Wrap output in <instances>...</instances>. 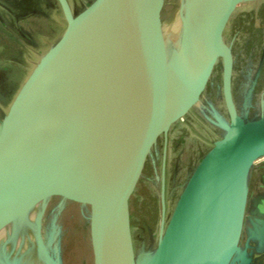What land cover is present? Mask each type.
Wrapping results in <instances>:
<instances>
[{"label": "water", "instance_id": "water-1", "mask_svg": "<svg viewBox=\"0 0 264 264\" xmlns=\"http://www.w3.org/2000/svg\"><path fill=\"white\" fill-rule=\"evenodd\" d=\"M248 1L255 0H182L175 45L163 32L165 0H93L78 13L59 0L65 33L0 116V227L23 206L35 214L42 264H64L57 219L76 200L93 206L97 264H264V191H251L264 160V110H249L256 79L237 111L224 39L232 15ZM221 57L228 118L211 103L201 107ZM195 109L222 136L178 186L168 221L165 160L157 246L137 252L134 181L153 143ZM178 175L179 168L174 184ZM97 178L113 187L115 200L106 198ZM21 249L1 244L0 264H22Z\"/></svg>", "mask_w": 264, "mask_h": 264}, {"label": "flooded vegetation", "instance_id": "flooded-vegetation-1", "mask_svg": "<svg viewBox=\"0 0 264 264\" xmlns=\"http://www.w3.org/2000/svg\"><path fill=\"white\" fill-rule=\"evenodd\" d=\"M92 1L68 0L73 11L89 6ZM65 27L67 28V21L59 0H0V107L2 110L0 116L6 110L5 101H9L14 96L17 86L27 70L34 66L41 53L49 48L53 41L59 39L61 32L66 30ZM224 39L230 49L233 68L232 95L237 111L239 113L242 111L246 103V96L257 79L249 110L251 114H262L264 110V0L248 1L239 5L229 20ZM224 66L225 60L224 57H221L215 69L214 75L217 76V78L215 77L217 84L216 92L213 93L212 98L214 101H219L224 110L223 113L228 118L229 110L223 90ZM258 73H260L259 78H257ZM242 74L245 77L241 76ZM212 81H214V76L207 91L210 90ZM240 84L243 85L242 89H246L245 93L238 92ZM193 124L194 122L192 126ZM171 132L172 129L169 131L168 137L161 135L157 143H153L151 153L147 154L141 172L143 176L148 175L149 185H154L157 182L160 184L158 205L161 209V223L163 219L162 186L165 160L167 213L169 211V185L172 170ZM176 165H178L177 162L175 167ZM143 176L138 179L139 185L143 181ZM146 189L149 193L147 186ZM251 191L252 193L264 191V165L257 169L255 180L252 179ZM132 197L131 195V226L133 223ZM147 197L150 199V196ZM75 203L82 205L79 201H75ZM89 207L91 217L93 206L89 204ZM92 239L95 240L94 232L91 234ZM95 254L93 251L96 260Z\"/></svg>", "mask_w": 264, "mask_h": 264}, {"label": "rangeland", "instance_id": "rangeland-1", "mask_svg": "<svg viewBox=\"0 0 264 264\" xmlns=\"http://www.w3.org/2000/svg\"><path fill=\"white\" fill-rule=\"evenodd\" d=\"M180 5L181 0H165L161 15L163 16L162 19L164 25L167 28L170 27L173 16L180 8ZM74 12L78 13L79 10H75ZM65 31L66 30L64 29L61 32L59 39ZM58 40L53 41L51 43L52 45L41 53V56L35 62L34 66L27 70L25 76L17 86L14 96L9 101H5L6 110L3 114L8 113L10 106L24 83L41 60L42 56L45 55ZM241 76L245 77L244 74ZM215 77L217 78V76L214 75V81H212L210 90L206 92L201 107L209 108V103H211L214 105L216 110L226 118L223 113L224 110L222 105L219 101H214L212 98L213 93L216 92L217 83ZM242 88L243 85L240 84L238 92L243 91V93H245L246 89ZM207 115L211 116L209 113H207ZM191 122H194L193 126ZM171 133L172 149L170 158L172 170L170 174L168 199L169 211L166 217L167 221L170 219L181 193V189L178 188V186L185 182L192 167L200 162L201 157L209 151L213 147L214 143L222 136V132L209 124L199 109L193 110L187 118L183 119L177 126L172 128ZM176 162L178 165L175 167ZM263 165L264 160L257 163V169ZM177 168H179V175L176 183L174 184V170ZM257 169L253 173V180H255ZM87 174L88 173H86V171H78L77 176L85 178L87 177ZM142 176L143 175H141L140 178H142ZM147 177V174L143 176V181L140 185L134 181V188L132 191V235L134 247L137 252L140 251L144 244H146L149 249H154L157 246L161 224V209L158 205L160 198V184L157 182L154 185H149ZM72 186H74V184H72ZM146 186L149 189L150 194L147 193ZM147 196H150V199ZM75 201H68L63 213L57 219V226L62 232V252L64 264H97V261L93 256V251H95V240H91L93 230L88 219L91 212L90 207L89 205L83 206L76 204ZM60 202L61 197L57 196L50 203L47 212L48 225L52 224L54 216L53 210Z\"/></svg>", "mask_w": 264, "mask_h": 264}, {"label": "bare ground", "instance_id": "bare-ground-1", "mask_svg": "<svg viewBox=\"0 0 264 264\" xmlns=\"http://www.w3.org/2000/svg\"><path fill=\"white\" fill-rule=\"evenodd\" d=\"M168 28L165 25L163 26L166 39L177 45L182 29L180 8L173 16V20ZM96 182L104 190L107 199H116L115 190L110 184L98 178ZM41 201L43 202V199ZM34 225L35 214L31 212L27 213L22 206L10 213L0 227V245L7 243L10 247L14 248V251L19 250V248L21 249V246L30 245L25 251L21 249L23 251V254H21L22 264H42L34 238Z\"/></svg>", "mask_w": 264, "mask_h": 264}]
</instances>
